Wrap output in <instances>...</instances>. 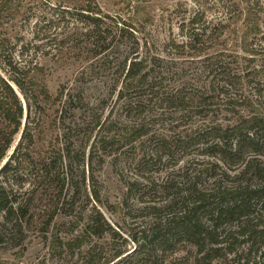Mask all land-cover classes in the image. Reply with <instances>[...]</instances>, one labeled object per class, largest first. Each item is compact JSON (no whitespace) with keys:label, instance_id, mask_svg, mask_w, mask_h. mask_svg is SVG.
I'll list each match as a JSON object with an SVG mask.
<instances>
[{"label":"trees","instance_id":"16d2710c","mask_svg":"<svg viewBox=\"0 0 264 264\" xmlns=\"http://www.w3.org/2000/svg\"><path fill=\"white\" fill-rule=\"evenodd\" d=\"M32 1L0 0V68L6 66L9 72L8 77L0 72V245L15 250L17 258L23 257L32 243L28 228L34 223L38 237L48 245L50 264H118L125 252L118 250L108 255L99 243L113 229L97 207L102 203L100 190L87 189L88 180L93 177L86 174L85 168L75 181L72 168L67 167V175L53 187L54 204L43 208L36 222L29 204V197L36 190L26 200L20 198V189L29 181L25 170L21 171L23 165L32 169L38 186L52 177L50 188L58 175L56 164L65 157L60 154L53 160L33 156L34 124L37 118L42 119L43 111L51 108L53 100L60 99L63 91L53 98L42 75L43 66L26 63L27 44H21L17 54L24 64L11 51L9 28H14L16 21L29 12ZM77 1L87 4L77 11L84 25L81 39L90 41L98 51L97 56L110 49L113 38L127 42L134 52L124 61L115 83L117 101L131 121L125 127L127 142L134 145L144 138L155 137V116L149 109L153 102L160 108L194 107L204 120L170 140L155 137L152 154L140 159L137 174L149 179L147 172L153 171L154 166L167 165L178 153L177 160L194 149L188 167L168 172L161 184H150V192L161 191L167 196L164 206L150 208L158 214L166 211V216L131 235L132 240L140 243L138 252L159 243L157 249L164 256L163 252L169 248L174 251L187 245L192 248L193 264H219L229 256L238 264H264V47L256 43L260 39L264 43V4L261 0H227L230 9L224 23L213 27L201 25L203 13L199 10L183 22L181 33L185 40L181 44L173 40L174 45L201 56L204 42L215 45L225 40L224 56L231 51L230 41L235 39L243 56L223 61L222 66L211 70L207 88L165 89L164 73L156 67L158 59L139 55L138 33L144 30L141 29L144 22L154 21L144 0H116L124 3L123 9L126 7L132 16L114 21L118 29L115 35H111L104 22L111 16L98 6L92 8L94 0ZM55 21L48 20L45 26L43 20H37L35 37L39 40L50 37L48 31ZM247 87L252 91L246 93ZM19 93L26 101V111ZM223 111L228 113L223 116L225 124L210 120L224 114ZM95 119L88 136V141L93 138L87 153L90 168L96 160L104 162L105 157L122 147L124 140L123 134L113 130L117 129L113 123L102 121L101 117ZM18 135L11 155L1 166ZM85 157L86 152L84 161ZM140 190L139 180H135L130 191ZM89 201L94 202L90 209ZM237 242L244 244V256L235 248ZM76 255L75 262L68 260ZM186 258L189 260L190 256ZM0 264L9 263L4 260Z\"/></svg>","mask_w":264,"mask_h":264},{"label":"rangeland","instance_id":"374dc122","mask_svg":"<svg viewBox=\"0 0 264 264\" xmlns=\"http://www.w3.org/2000/svg\"><path fill=\"white\" fill-rule=\"evenodd\" d=\"M94 1L92 8L98 6L104 13L111 16V19L104 21L111 35H115L118 30L114 21L126 20L132 16V12L126 7L123 9L122 2ZM261 2L264 4V0ZM144 3L154 21L144 22L141 27L144 30L138 33L141 43L139 55L158 59L156 67H159L165 76L163 88H207L211 70L216 66L218 68L222 66L223 61L240 59L243 54L236 45L235 39L230 41V44L233 43V46L229 47L231 51H227L224 56L222 50L227 44L225 40L215 45L211 41L204 42L201 56H195L193 51L173 44V40L176 44H181L185 40L181 33V25L198 10L203 13L201 25L213 27L224 23L228 15L227 11L230 9L227 0H144ZM86 5L84 2L80 4L77 0H34L29 7V12L16 21L14 28H9V34L13 40L11 51L14 58L20 64H24L17 54L21 44H27L28 49L24 57L26 63L43 66L42 75L53 98L63 91L60 99L53 100L51 108L43 111L42 119L37 118L34 124L36 141L33 156L57 160L60 154H64V160L56 164L58 169L55 174L58 175L53 179L52 187L48 188L52 177L44 179L38 186L37 179L31 175L32 169L23 165L24 168L21 171L25 170L29 181L20 189V198L26 200L33 190H36L35 195L32 194L29 197L30 211L35 214L36 222L41 210L54 204L56 191L53 187L60 178L67 175V167L72 168L75 181L79 180L81 171L85 168L86 174L94 179L93 181L90 177L87 189L89 192L93 187L100 190L102 203L97 207L113 229L102 237L99 243L108 255H113L118 250L125 252L117 260L118 264H193L194 255L190 254L192 252L190 246L186 245L174 251L169 248L163 252L164 256H162L161 250L157 249L159 243H156L139 253L140 243L132 240L131 235L149 228L153 221L166 216V211L158 214L150 208V206H164L167 202V196L163 192L149 191L150 184H161L168 172L172 170L176 172L188 167L194 158V149H189L186 155L177 160L176 157L180 156L178 153L167 165L154 166L153 171L147 172L149 179H143L137 174L140 159L152 154L155 137H165L170 140L184 130H191L198 124H203L204 120L195 113L194 107L187 110L160 108L153 102L149 109L155 116L153 128L155 137L144 138L134 145L127 142L125 127L131 124V121L126 118L124 108L117 101L115 83L124 61L132 57L134 52L127 42L113 38L110 49L97 56L98 51L91 46L90 41L81 39V30L84 25L78 18L77 11L80 10V6L82 10ZM52 19L57 21L48 31L50 37L43 40L37 39L34 35L35 22L43 20L46 23L45 26H48L47 21ZM256 43L264 47L263 40L260 39ZM4 68H0V72L8 77L7 67ZM251 91V87H247L246 93ZM19 96L26 111V101L20 93ZM223 113L218 117L212 116L210 120L225 124L227 120L223 116L228 113L226 111ZM96 117L113 123L117 128L113 130L123 134L124 140L121 148L105 157L104 162L100 159L96 160L90 168L87 153L93 138L88 141V136ZM19 137L20 135L16 137L13 147L8 151L1 166L11 155ZM84 152H86L85 161ZM135 180H139L140 183L141 190L138 193L130 191ZM225 181L228 179H224ZM38 187L40 189L37 191ZM93 203L89 201L88 209L92 208ZM37 234L36 224L33 223L28 228V236L33 238L32 243L24 256L20 258L15 255V250L6 249L5 245H0V262L6 260L9 264H50L48 245L41 241ZM234 246L238 253L244 256L246 253L244 244L237 242ZM144 256H148L147 259H142ZM186 256H190V259L187 260ZM76 259L77 255L68 257L70 262H75ZM219 264L238 263L229 256L228 259L221 260Z\"/></svg>","mask_w":264,"mask_h":264}]
</instances>
